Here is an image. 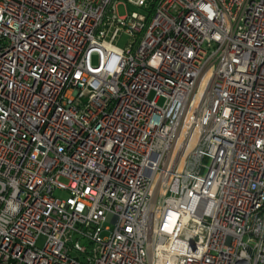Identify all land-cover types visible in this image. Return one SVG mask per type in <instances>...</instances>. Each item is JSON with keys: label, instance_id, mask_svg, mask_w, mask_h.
<instances>
[{"label": "built area", "instance_id": "2783aa9c", "mask_svg": "<svg viewBox=\"0 0 264 264\" xmlns=\"http://www.w3.org/2000/svg\"><path fill=\"white\" fill-rule=\"evenodd\" d=\"M0 264H264V0H0Z\"/></svg>", "mask_w": 264, "mask_h": 264}, {"label": "rangeland", "instance_id": "374dc122", "mask_svg": "<svg viewBox=\"0 0 264 264\" xmlns=\"http://www.w3.org/2000/svg\"><path fill=\"white\" fill-rule=\"evenodd\" d=\"M131 12H139V10L131 7V6H127L126 8L120 6L118 9H117V14L119 16H122V15H125V13H128L130 14ZM129 38L128 36L126 35H121L119 38H117L115 40V42L113 43L117 48L119 49H125L126 48V45H127V42H128ZM162 104V100L159 102V105ZM62 183H64V181H61ZM54 195L56 197H60V198H65V194L63 193H60V192H55ZM44 243V238L43 237H40L39 240H38V243H37V246L38 247H41Z\"/></svg>", "mask_w": 264, "mask_h": 264}, {"label": "bare ground", "instance_id": "6f19581e", "mask_svg": "<svg viewBox=\"0 0 264 264\" xmlns=\"http://www.w3.org/2000/svg\"><path fill=\"white\" fill-rule=\"evenodd\" d=\"M219 148H226V140H219ZM220 186V177L204 178V187L218 188Z\"/></svg>", "mask_w": 264, "mask_h": 264}, {"label": "trees", "instance_id": "16d2710c", "mask_svg": "<svg viewBox=\"0 0 264 264\" xmlns=\"http://www.w3.org/2000/svg\"><path fill=\"white\" fill-rule=\"evenodd\" d=\"M153 8V6L151 7V9ZM152 11V10H151Z\"/></svg>", "mask_w": 264, "mask_h": 264}]
</instances>
